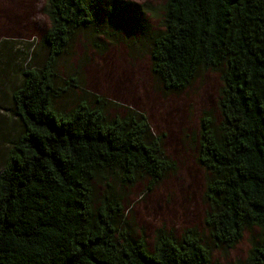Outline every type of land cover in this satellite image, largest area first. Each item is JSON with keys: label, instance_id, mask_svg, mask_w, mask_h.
I'll return each mask as SVG.
<instances>
[{"label": "trees", "instance_id": "obj_1", "mask_svg": "<svg viewBox=\"0 0 264 264\" xmlns=\"http://www.w3.org/2000/svg\"><path fill=\"white\" fill-rule=\"evenodd\" d=\"M162 11L155 29L152 10L131 0H46L42 62L11 93L19 130L0 170V264H211L213 249H233L251 228L261 240L236 264H264V0H165ZM91 28L146 47L165 93L221 72L220 120L203 113L198 150L212 245L193 228L179 238L159 229L149 249L124 227L113 184L156 185L175 164L143 113L110 117V103L83 90L59 105L77 87L59 61Z\"/></svg>", "mask_w": 264, "mask_h": 264}, {"label": "rangeland", "instance_id": "obj_2", "mask_svg": "<svg viewBox=\"0 0 264 264\" xmlns=\"http://www.w3.org/2000/svg\"><path fill=\"white\" fill-rule=\"evenodd\" d=\"M131 1L148 6L153 12L149 23L162 29L165 0ZM45 2L0 0V170L9 142L19 130L11 108L12 88L20 82L22 69L42 62L44 55L40 41L49 28ZM58 69L64 81L73 78L77 86L63 96L59 105L70 108L83 90L91 99L92 95L106 99L110 117H122L128 108L143 113L155 137L162 138L166 157L175 164V170L156 185L151 186L148 178L132 187L113 184L122 199L124 227L134 237L144 236L149 249L159 229L179 238L186 229L193 228L212 245L205 225L208 174L198 162V150L203 113L210 112L220 120L221 72L203 70L183 92L165 93L153 78L146 47L140 42L127 45L109 40L93 28L78 35L60 59ZM102 193V187H97V194ZM260 240L258 228L248 229L233 249H213L211 264L242 262Z\"/></svg>", "mask_w": 264, "mask_h": 264}]
</instances>
